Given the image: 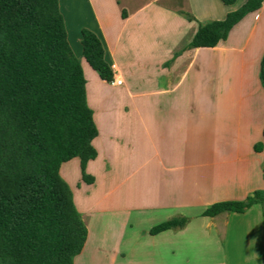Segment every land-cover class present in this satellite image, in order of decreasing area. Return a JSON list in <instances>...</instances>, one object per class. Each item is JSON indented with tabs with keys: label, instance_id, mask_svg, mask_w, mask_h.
Listing matches in <instances>:
<instances>
[{
	"label": "crops",
	"instance_id": "1",
	"mask_svg": "<svg viewBox=\"0 0 264 264\" xmlns=\"http://www.w3.org/2000/svg\"><path fill=\"white\" fill-rule=\"evenodd\" d=\"M246 1L58 0L97 129V155L85 169L92 183L82 181L78 158L59 169L88 232L73 264L84 257L234 264L229 245L242 237L246 257L264 264L259 204L242 214L202 216L214 203L264 189V1L225 41L188 49L199 24L223 20ZM82 29L98 37L112 80L122 86L101 80L82 58ZM173 218L188 223L149 234Z\"/></svg>",
	"mask_w": 264,
	"mask_h": 264
},
{
	"label": "trees",
	"instance_id": "2",
	"mask_svg": "<svg viewBox=\"0 0 264 264\" xmlns=\"http://www.w3.org/2000/svg\"><path fill=\"white\" fill-rule=\"evenodd\" d=\"M263 1L247 0L223 20L199 24L188 49L225 41ZM80 35L82 58L110 82L113 73L100 40L87 29ZM258 78L264 89V53ZM85 84L58 0H0V264H73L84 247L87 228L59 169L78 158L82 181H93L85 169L97 155L92 146L97 129ZM262 149V143L254 146L257 153ZM254 204L264 216V189L242 201L214 203L202 216L242 214ZM187 223V218H173L149 234Z\"/></svg>",
	"mask_w": 264,
	"mask_h": 264
},
{
	"label": "rangeland",
	"instance_id": "3",
	"mask_svg": "<svg viewBox=\"0 0 264 264\" xmlns=\"http://www.w3.org/2000/svg\"><path fill=\"white\" fill-rule=\"evenodd\" d=\"M242 238L234 239L231 245H229V253H231L232 259H228V260L235 261L234 264H255L253 257H249V259L248 257H246L245 254H247L248 250L246 248L245 240L244 239L242 240ZM77 264H104V259L101 258V259H97L96 261L93 257L92 258L84 257L79 259Z\"/></svg>",
	"mask_w": 264,
	"mask_h": 264
},
{
	"label": "built area",
	"instance_id": "4",
	"mask_svg": "<svg viewBox=\"0 0 264 264\" xmlns=\"http://www.w3.org/2000/svg\"><path fill=\"white\" fill-rule=\"evenodd\" d=\"M109 85L112 87H120V86H122V81L115 79V80L110 81Z\"/></svg>",
	"mask_w": 264,
	"mask_h": 264
}]
</instances>
